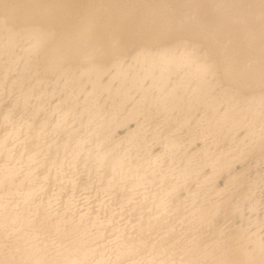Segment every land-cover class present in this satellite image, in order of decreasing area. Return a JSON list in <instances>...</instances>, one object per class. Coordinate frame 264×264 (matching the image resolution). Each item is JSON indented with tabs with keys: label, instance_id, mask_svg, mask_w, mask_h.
<instances>
[{
	"label": "bare ground",
	"instance_id": "6f19581e",
	"mask_svg": "<svg viewBox=\"0 0 264 264\" xmlns=\"http://www.w3.org/2000/svg\"><path fill=\"white\" fill-rule=\"evenodd\" d=\"M0 264H264V0H0Z\"/></svg>",
	"mask_w": 264,
	"mask_h": 264
}]
</instances>
